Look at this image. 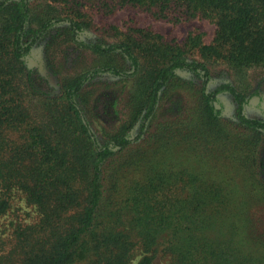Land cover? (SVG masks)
<instances>
[{"label":"trees","instance_id":"trees-1","mask_svg":"<svg viewBox=\"0 0 264 264\" xmlns=\"http://www.w3.org/2000/svg\"><path fill=\"white\" fill-rule=\"evenodd\" d=\"M124 6L177 23L206 18L216 33L180 44L151 28L112 26V39L91 37L93 9ZM40 43L52 56L70 44L98 64L46 78L57 92L49 94L35 82ZM218 65L232 79L211 87ZM253 74L264 76V0H0V219L15 191L40 215L15 228L12 245L0 236V264H132L137 255V264L158 255L264 264V119L246 114L263 101ZM102 76L117 80L119 122L99 137L86 88ZM184 85L194 105L175 103L174 119L151 130L164 96ZM223 93L242 135L222 121Z\"/></svg>","mask_w":264,"mask_h":264},{"label":"rangeland","instance_id":"rangeland-1","mask_svg":"<svg viewBox=\"0 0 264 264\" xmlns=\"http://www.w3.org/2000/svg\"><path fill=\"white\" fill-rule=\"evenodd\" d=\"M32 1L35 3L37 0ZM91 13L96 23L89 34L94 38L106 37L112 39L109 36L110 33L112 34L114 32L111 28L112 26L119 27L123 31L134 26L151 28L155 32L162 34L168 40H175L180 44L185 42L190 33H202L207 43L213 40L216 33L215 23L206 18H194L177 23L172 20L156 18L150 12L133 6L119 8L112 15H104L97 12L96 9H93ZM84 37H87V35ZM31 56L37 63L35 74L36 85L49 94H55L57 92L46 84V78L51 77L61 80L65 76L73 75L76 72L89 69L98 64V60L91 53L66 43L61 44L56 49L54 56L46 48V44L40 43L33 49ZM215 69L217 71L213 75L211 87H215L223 81H230L232 79L226 66L218 65ZM180 75L193 85H198L201 82L200 79L189 72L181 71ZM251 76V87L259 89L262 93L263 101L256 105L248 104L246 106V114L251 117L264 119V76L263 74H253ZM116 81L112 77L102 76L86 88V91L90 93V99H92L93 112L90 114L92 128L99 137H102L107 131H111L119 122L114 112L116 108L114 106L115 91L118 90V88L116 89L117 86H115ZM220 100L224 105L222 121L234 134L242 135L243 130L237 129L235 124L236 107L232 97L229 94L223 93L220 95ZM194 101H196L195 90L189 86L184 85L170 89L162 99L163 106L150 129L153 130L154 125L158 122H167L169 119H174L175 116L171 113V107L175 103H179L185 108L186 106H193ZM122 105L123 101H120L119 108ZM188 109L185 110L182 119L189 117ZM262 145L261 155L264 157V143ZM39 218L40 215L36 206L29 203L24 194L15 191L12 194L10 209L0 219V236L6 239L7 245L10 246L14 239L13 232L18 225L33 224ZM139 259L140 255H137L132 264H137ZM154 264H170V261L168 257L158 255Z\"/></svg>","mask_w":264,"mask_h":264}]
</instances>
